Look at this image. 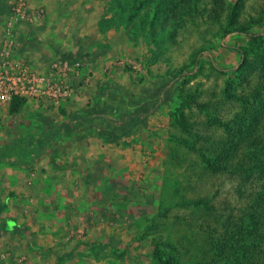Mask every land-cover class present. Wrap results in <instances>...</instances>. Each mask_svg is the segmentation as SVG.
Wrapping results in <instances>:
<instances>
[{
	"label": "rangeland",
	"instance_id": "rangeland-1",
	"mask_svg": "<svg viewBox=\"0 0 264 264\" xmlns=\"http://www.w3.org/2000/svg\"><path fill=\"white\" fill-rule=\"evenodd\" d=\"M27 2L45 9L41 21L10 23L11 0H0V50L11 38L14 56L41 74H49L57 58L82 66L65 80L70 96L57 103H25V118L48 120L52 129L68 119L78 130L87 123L85 114L121 123L116 128L111 123V131L117 129L112 135L105 126L95 132L112 148L85 158L94 169L87 174L97 191L94 201L64 207L80 218L39 252L44 260L38 264H167L153 257L154 250L177 264H223L233 258L209 251L207 238H220L224 221L237 219L256 182L207 169L201 154L225 135L224 123L264 117L254 106L255 97L264 95V0ZM189 95L195 99L185 103ZM78 101V109L65 112ZM199 103L210 105L209 111ZM179 111L187 116L186 129ZM10 115L8 108L0 111L2 141ZM59 167L62 173L78 170L63 179L82 188L78 178L87 176L82 165L68 159ZM36 175L33 169L29 186ZM199 199L206 205L195 204ZM31 203L39 212L41 203L34 198ZM58 207L49 208L47 216L66 214ZM5 251L12 253L8 260L1 258ZM5 251L1 264H13L20 255L37 264L17 248Z\"/></svg>",
	"mask_w": 264,
	"mask_h": 264
},
{
	"label": "crops",
	"instance_id": "crops-1",
	"mask_svg": "<svg viewBox=\"0 0 264 264\" xmlns=\"http://www.w3.org/2000/svg\"><path fill=\"white\" fill-rule=\"evenodd\" d=\"M34 103L29 101L25 106ZM81 105L82 102L78 101L76 108L73 105L71 108H65V112L73 113L74 109ZM101 107L102 103L98 109ZM22 109L24 111L25 108ZM22 109L9 116L13 118L8 130L5 131L7 139L2 141L0 136V254L7 249L17 248L38 264L44 260L42 254L45 247L51 245V239L58 238L71 228L75 218H80L71 216L64 207L89 205L94 201L97 191L92 189L87 175L94 169L88 163V159L103 155V152H98L103 148L104 150L112 148H105V143H101L95 132L103 130L105 126L104 132L112 135L117 130L116 126L121 123L112 121L115 130L111 131L114 125L110 122L98 119V116L85 114L81 117L86 118L87 123L82 122L78 125V130L73 129V124L68 119L61 128L52 129V124L48 120L41 122L28 116L25 118ZM78 112L80 110L77 114ZM77 114L72 115L74 119ZM110 151L112 150H108V153ZM85 158H88L87 161ZM68 159L76 166L82 165L84 169L82 172L87 175L83 178L77 177L82 184V188L77 190L68 184L63 176L72 177L78 170L72 169L62 173L59 167L60 161ZM32 168L36 170L37 175L33 180V186H29ZM97 190L99 191L98 187ZM32 198L35 203H41L39 212L36 211L38 207H35V211L32 210L34 205L31 203ZM52 206H59L56 211L62 209L66 214L47 216V210Z\"/></svg>",
	"mask_w": 264,
	"mask_h": 264
},
{
	"label": "trees",
	"instance_id": "trees-1",
	"mask_svg": "<svg viewBox=\"0 0 264 264\" xmlns=\"http://www.w3.org/2000/svg\"><path fill=\"white\" fill-rule=\"evenodd\" d=\"M238 31L247 33L241 28ZM187 97L190 99L185 100V103L195 99L192 95ZM255 101L256 109L264 113V95H258ZM25 103L22 98H14L8 106V112L11 114L19 112ZM198 105L204 112L209 111L210 105L202 103ZM260 112L257 110L256 113ZM178 120L180 127L186 129L187 116L183 111H179ZM223 125L225 135L217 144L210 141L211 155L201 154L206 168L237 174L245 180H254L256 185L249 194L247 205L240 209L237 219L228 217L222 224V233L214 229L220 238L215 237V234L209 235L207 246L209 251H224L234 256L223 264H264V117L257 120L254 116L239 117ZM195 204L206 205V201L199 199ZM205 254L206 252H203L202 259L205 258ZM153 257L158 262L177 264L175 258L164 260L159 250L153 251ZM204 264L211 263L207 261Z\"/></svg>",
	"mask_w": 264,
	"mask_h": 264
},
{
	"label": "built area",
	"instance_id": "built-area-1",
	"mask_svg": "<svg viewBox=\"0 0 264 264\" xmlns=\"http://www.w3.org/2000/svg\"><path fill=\"white\" fill-rule=\"evenodd\" d=\"M10 23L24 21L35 23L45 15L42 7L31 8L27 0H11ZM9 29V28H8ZM10 31V29H9ZM13 40H5L0 50V111L8 108L14 98H22L25 102H53L71 95V90L65 86L69 75H78L82 63L79 60L57 58L51 64L49 74L37 73L25 61L14 56ZM137 69L140 66L136 67ZM79 235L83 231L80 230ZM12 257L10 251L1 254V258L8 260ZM13 264H30L25 256L14 257Z\"/></svg>",
	"mask_w": 264,
	"mask_h": 264
}]
</instances>
